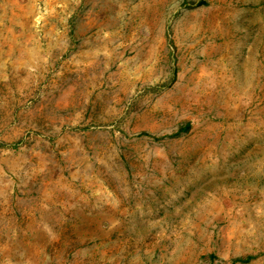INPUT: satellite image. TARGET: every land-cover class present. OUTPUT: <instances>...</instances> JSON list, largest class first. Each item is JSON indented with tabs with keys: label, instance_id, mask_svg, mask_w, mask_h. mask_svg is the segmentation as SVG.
I'll return each mask as SVG.
<instances>
[{
	"label": "rangeland",
	"instance_id": "374dc122",
	"mask_svg": "<svg viewBox=\"0 0 264 264\" xmlns=\"http://www.w3.org/2000/svg\"><path fill=\"white\" fill-rule=\"evenodd\" d=\"M0 264H264V0H0Z\"/></svg>",
	"mask_w": 264,
	"mask_h": 264
},
{
	"label": "trees",
	"instance_id": "16d2710c",
	"mask_svg": "<svg viewBox=\"0 0 264 264\" xmlns=\"http://www.w3.org/2000/svg\"><path fill=\"white\" fill-rule=\"evenodd\" d=\"M205 4H206V2H201V5H205ZM182 130L188 131L189 130V125H187L186 127H184ZM247 261H249V260H247Z\"/></svg>",
	"mask_w": 264,
	"mask_h": 264
}]
</instances>
